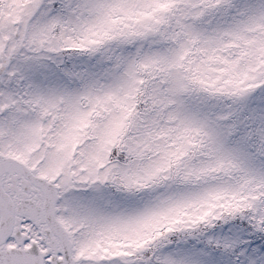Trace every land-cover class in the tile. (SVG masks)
I'll return each instance as SVG.
<instances>
[{
  "label": "snow or ice",
  "instance_id": "obj_1",
  "mask_svg": "<svg viewBox=\"0 0 264 264\" xmlns=\"http://www.w3.org/2000/svg\"><path fill=\"white\" fill-rule=\"evenodd\" d=\"M0 264H264V0H0Z\"/></svg>",
  "mask_w": 264,
  "mask_h": 264
}]
</instances>
